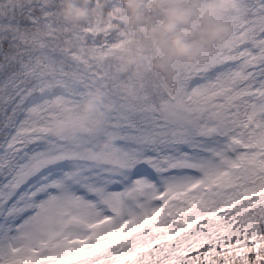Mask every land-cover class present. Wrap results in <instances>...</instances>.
I'll return each mask as SVG.
<instances>
[{"label": "snow or ice", "instance_id": "1", "mask_svg": "<svg viewBox=\"0 0 264 264\" xmlns=\"http://www.w3.org/2000/svg\"><path fill=\"white\" fill-rule=\"evenodd\" d=\"M74 3L0 0V264H264V0Z\"/></svg>", "mask_w": 264, "mask_h": 264}, {"label": "clouds", "instance_id": "2", "mask_svg": "<svg viewBox=\"0 0 264 264\" xmlns=\"http://www.w3.org/2000/svg\"><path fill=\"white\" fill-rule=\"evenodd\" d=\"M81 3L84 0H80ZM64 4V14L70 19H78L79 18V10L74 3V0H63ZM228 35V26L226 24H217L207 29L206 34L203 37H198L197 42L194 44H177V40H173V45L175 48L174 55L183 58L186 61H191L195 59L200 50V46L203 45H211L213 43H219ZM91 110L90 102H86L84 107L81 110L80 115L86 116ZM52 132L54 135L60 134V129L56 126H53ZM106 147V145L102 146V149ZM111 155H115V153H110Z\"/></svg>", "mask_w": 264, "mask_h": 264}]
</instances>
